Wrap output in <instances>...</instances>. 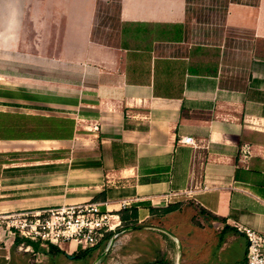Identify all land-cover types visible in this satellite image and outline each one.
I'll list each match as a JSON object with an SVG mask.
<instances>
[{
  "label": "crops",
  "instance_id": "1",
  "mask_svg": "<svg viewBox=\"0 0 264 264\" xmlns=\"http://www.w3.org/2000/svg\"><path fill=\"white\" fill-rule=\"evenodd\" d=\"M116 3L111 40L98 0H0V216L134 209L119 264H244L238 228L264 237V0ZM0 231V264L49 260Z\"/></svg>",
  "mask_w": 264,
  "mask_h": 264
},
{
  "label": "built area",
  "instance_id": "2",
  "mask_svg": "<svg viewBox=\"0 0 264 264\" xmlns=\"http://www.w3.org/2000/svg\"><path fill=\"white\" fill-rule=\"evenodd\" d=\"M178 142L195 147L189 137H182ZM127 206L122 202L123 209ZM0 218L13 235L42 247L73 244L84 250L97 246L105 234L110 233L113 240L122 232L117 216L101 211L99 204L91 202L17 212ZM238 230L246 241L244 264H264V237L248 229Z\"/></svg>",
  "mask_w": 264,
  "mask_h": 264
},
{
  "label": "rangeland",
  "instance_id": "3",
  "mask_svg": "<svg viewBox=\"0 0 264 264\" xmlns=\"http://www.w3.org/2000/svg\"><path fill=\"white\" fill-rule=\"evenodd\" d=\"M8 2H14L18 0H6ZM117 0H98L97 8L101 10V28L99 29L100 32L105 33L106 38L109 37V39H113V32L114 30L110 28V26L113 25V21L115 20V13H116V7H117ZM109 26V28H107ZM104 35V34H103ZM43 209V208H42ZM41 210V209H39ZM33 212L34 210H25ZM24 212V211H17ZM17 212H12L10 214H15ZM8 215V214H7ZM5 216V215H4ZM0 227H5V223L0 218ZM1 234V231H0ZM9 238H11L10 235H8ZM119 235L114 238L109 246L110 239L106 242H101L99 245L94 246L93 248H89L87 250H83L80 248H77L74 252V254L69 255L68 257H65L61 254L57 253H50L47 254L48 259H45L42 256H35L30 251H27V261L26 264H119V256H116L114 253V247L117 244V239ZM3 239H6L5 236L2 235ZM149 243V241H146ZM70 245L69 244H63L59 245L58 248L60 251H65ZM128 248L130 249L132 246H138L135 244V242L130 241L128 243ZM196 255H198L197 258L200 260L207 259L206 251L204 250L203 246L200 244V240H198L197 243H195ZM24 250V248H21ZM211 249V248H210ZM202 250V253H201ZM64 253V252H63ZM193 252L191 249H184L183 250V256L186 257V255H191Z\"/></svg>",
  "mask_w": 264,
  "mask_h": 264
},
{
  "label": "trees",
  "instance_id": "4",
  "mask_svg": "<svg viewBox=\"0 0 264 264\" xmlns=\"http://www.w3.org/2000/svg\"><path fill=\"white\" fill-rule=\"evenodd\" d=\"M134 209H131V210H129V214L128 215H126V216H124V215H122V214H119V219H120V221L121 222H123L124 224L122 225V229H129V228H131L134 224H133V222H132V220L135 218V216H134ZM110 239V233H108V234H105L104 235V237L102 238V240H101V242H105V244H106V242L108 241ZM100 242V243H101ZM20 243H23V245H29V244H32V242H30V241H28V240H26V239H23V238H21V237H19L18 235H14V240H13V244L14 245H18V244H20ZM99 243V244H100ZM98 244V245H99ZM47 248H48V252H49V254L50 253H57V254H61V255H63V256H65V254L62 252V251H60L59 249H57L55 246H52V245H48L47 246ZM89 249V248H88ZM85 250H87V249H84V251Z\"/></svg>",
  "mask_w": 264,
  "mask_h": 264
},
{
  "label": "water",
  "instance_id": "5",
  "mask_svg": "<svg viewBox=\"0 0 264 264\" xmlns=\"http://www.w3.org/2000/svg\"><path fill=\"white\" fill-rule=\"evenodd\" d=\"M132 229H135V228H132ZM111 242H112V240H110V242H109V246H110Z\"/></svg>",
  "mask_w": 264,
  "mask_h": 264
}]
</instances>
